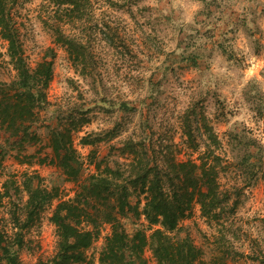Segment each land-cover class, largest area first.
<instances>
[{
    "label": "rangeland",
    "instance_id": "obj_1",
    "mask_svg": "<svg viewBox=\"0 0 264 264\" xmlns=\"http://www.w3.org/2000/svg\"><path fill=\"white\" fill-rule=\"evenodd\" d=\"M48 6V0H20L17 11L31 67L36 68L49 49L56 53L54 78L47 91L50 111L36 112L39 121L22 140L8 141L7 130L0 140L5 154L0 164V224L6 238L24 240L15 248L20 264H43L57 254L59 238L52 217L58 205L78 200L83 182L105 171L107 164L115 168L118 162L125 169L132 159L119 149L129 137L145 136L144 119L150 118L155 141L160 136L169 138L179 161L192 157L200 163L201 154L184 143L180 116L200 99L229 160L228 171L220 177L223 189L233 188L228 207L237 199L239 204L234 211L228 208L218 221L206 218L196 202L192 215L172 235L190 238L201 251L195 264H264V114L259 111L264 113V0L215 1L207 25L200 22L209 13L206 0H94V22L70 28L98 59V68L96 61L93 74L87 75L48 28ZM112 36L115 46L108 44ZM197 46L208 49L206 58L197 63L184 58L187 49ZM0 52V79L11 81L17 73L1 38ZM93 75L100 81L98 86ZM154 87L156 102L151 96ZM126 104L136 110H124ZM59 124L79 151L82 170L76 180L55 163L50 131ZM115 128L120 136L110 137ZM240 132L255 137L263 147L260 152L258 146L252 148L255 155L263 154L247 165H241L238 149L230 143L232 133ZM86 138L92 144H85ZM256 163L259 172L254 178L248 167ZM29 185L52 197L31 217ZM139 191L132 203H140L143 210L145 195ZM105 204L91 202L88 211L96 215ZM97 221L101 235L87 251L88 262L81 264H101L111 226L100 217ZM121 221L130 235L144 231L151 236L159 228L143 214H129ZM144 256L150 264H158L151 247Z\"/></svg>",
    "mask_w": 264,
    "mask_h": 264
},
{
    "label": "trees",
    "instance_id": "obj_2",
    "mask_svg": "<svg viewBox=\"0 0 264 264\" xmlns=\"http://www.w3.org/2000/svg\"><path fill=\"white\" fill-rule=\"evenodd\" d=\"M19 1L0 0V38L8 45L11 64L17 73L11 81L0 79V140L2 132L7 130L11 132L8 141L12 138L22 140L25 135L31 134L34 124L39 121L36 119V112L50 111L51 102L47 91L54 78L56 57L54 49H49L44 60L36 68L31 67L23 40V23L17 11ZM48 1L46 24L53 32L56 42L66 48L73 60L82 66L85 75L93 74L96 61L98 68V59L87 47L84 39L78 33L70 31V28L94 22V0ZM215 1L218 0H206L205 9L209 13L205 21H200L201 24L207 25L210 22L207 20L214 14L210 10ZM111 39L109 46H115L114 37ZM193 48L192 51L187 49L184 58L194 63L199 58H206L208 49L205 46ZM1 63L0 52V75ZM93 76L98 86L100 81L96 75ZM155 90L156 87L151 95L154 102L157 100ZM203 101L204 99H200L180 115L184 143L194 153L201 154L200 163L192 157L179 161L176 156L178 151L168 143L169 138L160 136L155 141L151 120L144 119L142 126L145 136L142 139L129 137L122 142L119 149L123 156L132 159L131 163L125 169L118 162L115 168L107 164L105 171L91 175L83 182L85 184L82 185L83 190L77 197L78 200L63 201L58 205L52 217L59 238L58 252L43 264L87 263V251L101 235L97 221L99 217L111 226V233L106 236L100 255L101 264H150L144 256L149 247L153 250L158 264L197 262L201 251L191 239H179L172 235L181 221L192 215L196 202L201 205L206 218L218 221L222 220L228 208L234 211L239 204L237 199L232 207H228L233 198V188L223 189L220 177L223 172L228 171L229 160L223 154L222 141L208 123L204 106L200 105ZM148 107L151 109L152 104H148ZM124 108L136 110L135 107L129 108L127 104ZM259 111L264 114L262 109ZM81 120L86 122L88 119L83 116ZM62 125L59 124L50 131L55 163L76 180L82 170L79 151L73 146L70 135L61 128ZM120 132L119 128H115L109 134L110 137L117 138ZM83 140L85 144H92L89 138ZM201 140L204 142L201 143ZM230 143L235 150L238 149L237 157L241 165L250 164L252 157L263 154L252 153L253 147L258 146L259 152L263 151V147L259 146L255 137L246 132L232 133ZM0 150L1 164L5 156L1 141ZM249 166L248 174L256 177L259 172L257 163ZM253 180L249 182L252 183ZM235 188L236 192H241L238 187ZM28 190L31 193L29 205L34 207L29 214L31 217L52 197L41 188L33 190L31 185ZM138 191L145 195L143 210L140 209V203H132L134 193ZM102 200L107 205L97 209L96 215L89 213L88 205ZM109 203H112V208H108ZM129 214H143L151 226L158 225L159 228L151 236L144 231L130 235L121 221ZM14 217L17 218V215ZM5 234L6 231L0 224V264H20L18 249L15 248H20L24 240L18 236L13 242Z\"/></svg>",
    "mask_w": 264,
    "mask_h": 264
}]
</instances>
